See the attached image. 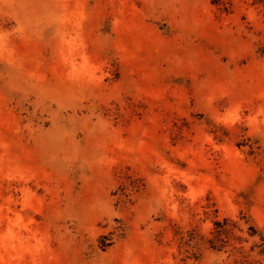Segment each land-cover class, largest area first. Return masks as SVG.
<instances>
[{
	"label": "rangeland",
	"instance_id": "374dc122",
	"mask_svg": "<svg viewBox=\"0 0 264 264\" xmlns=\"http://www.w3.org/2000/svg\"><path fill=\"white\" fill-rule=\"evenodd\" d=\"M0 264H264V0H0Z\"/></svg>",
	"mask_w": 264,
	"mask_h": 264
}]
</instances>
